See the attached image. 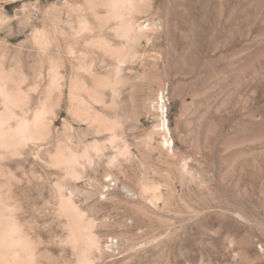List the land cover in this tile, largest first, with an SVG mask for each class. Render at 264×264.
Masks as SVG:
<instances>
[{
    "label": "rangeland",
    "instance_id": "rangeland-1",
    "mask_svg": "<svg viewBox=\"0 0 264 264\" xmlns=\"http://www.w3.org/2000/svg\"><path fill=\"white\" fill-rule=\"evenodd\" d=\"M48 53L66 79L48 138L0 166L24 264H264V0H0L12 125L40 107Z\"/></svg>",
    "mask_w": 264,
    "mask_h": 264
},
{
    "label": "bare ground",
    "instance_id": "bare-ground-1",
    "mask_svg": "<svg viewBox=\"0 0 264 264\" xmlns=\"http://www.w3.org/2000/svg\"><path fill=\"white\" fill-rule=\"evenodd\" d=\"M80 26L82 28L90 29L86 18H81ZM46 51H49L48 48L43 52L46 53ZM69 53L71 54L73 59L75 57H77L78 59L80 58V54L76 55L75 51L73 50V48H70V46ZM44 56L49 58L48 69L46 72L47 76L44 75V72H42L43 70L41 68L38 72L39 81L38 83L36 81L37 84H34L35 89L39 88L40 92L43 94L44 99L41 101L40 107L37 108L33 113L31 119L27 118L25 115L18 116L15 118L16 120L14 125L9 122L10 119H12L14 115H16L11 110V106L22 105L21 103L23 102V96H17L16 94L17 92H22V88L17 85L15 86L13 83L14 79L12 78V76H10V73L7 74L2 68H0V98L4 105L3 110H0V166L2 164L1 161L6 158L7 155L20 154L21 146L26 144L28 141H33L35 139L37 140L39 138L46 140L48 138L44 136L45 134H47L46 136H48L49 132L42 131L45 127H47L43 116L45 115V113L53 112V109L51 107V95L52 93H55L56 89H58L59 92H62L63 84H65L66 79L65 75L62 74L59 69V64L53 59V57L49 53L48 55L45 54ZM78 59L72 65V76L69 78V97L74 102L75 100H81V94L87 93V85L83 73L85 72V68L83 63L81 61H78ZM26 77L27 76L24 75L23 79L26 80ZM27 78L29 79V77ZM34 87L30 90H35ZM54 88L56 89L53 92ZM162 98L163 96L160 95L161 103L163 101ZM160 109L162 111V105ZM35 126H37V128H39L40 130H35ZM58 153L60 155V159L58 161L63 164L67 172H70V169H73L72 163L76 160V155L74 151H72V149H67L66 151L60 150ZM2 183L3 185H7V189L12 192L13 188L11 185H9L8 182ZM61 201L63 203L64 208H69L68 199H65L63 197ZM0 204H3L4 206L6 205L2 202L1 197ZM6 208H8L7 205ZM5 215L6 214L0 212V246L5 247L6 252L11 253L12 257L10 260L7 261L4 256L0 255V264H24L25 261L18 258L19 251H21L22 253L27 252L28 258H30L31 254H33L34 251L26 250L25 238L27 236L26 233H24L23 230L20 228V223L16 219V216L5 217ZM78 264H84V262L79 261Z\"/></svg>",
    "mask_w": 264,
    "mask_h": 264
}]
</instances>
